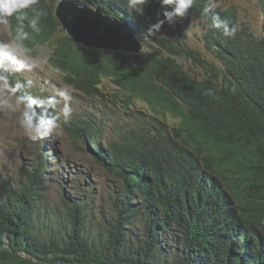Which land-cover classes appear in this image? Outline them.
<instances>
[{"label":"trees","instance_id":"obj_1","mask_svg":"<svg viewBox=\"0 0 264 264\" xmlns=\"http://www.w3.org/2000/svg\"><path fill=\"white\" fill-rule=\"evenodd\" d=\"M60 1L36 5L45 15L41 31L25 41L31 54L51 45L47 64L61 70L65 85L97 99L107 80L118 89L115 102L123 96L122 113L142 102L151 121H131L115 139L104 135L111 121L101 112L76 114L67 134L118 180L109 215L90 227L88 202L63 195L57 214L49 213L48 155L41 153L0 198V264H264V36L243 26L234 9H212L237 26L225 38L202 11L208 0H195L183 23L165 24L148 39L158 0H150L143 16L127 0H69L120 21L146 50L88 49L61 27ZM193 15L203 22L202 41L213 60L186 43L183 26ZM182 58L204 69L203 79ZM32 90L18 94L33 96ZM168 118L176 121L171 127ZM56 184L64 189L61 180Z\"/></svg>","mask_w":264,"mask_h":264},{"label":"rangeland","instance_id":"obj_2","mask_svg":"<svg viewBox=\"0 0 264 264\" xmlns=\"http://www.w3.org/2000/svg\"><path fill=\"white\" fill-rule=\"evenodd\" d=\"M214 3L216 7L220 6L224 9L234 7L242 25L247 27L252 34L264 36L262 0H214ZM180 22L183 23V20ZM202 25L203 22L196 16L190 18L188 24L183 26L187 37L186 43L192 49L204 54L207 59L213 60L204 48ZM7 39H10L8 31L0 26V40ZM145 50L143 46L141 52ZM51 52V45L43 46L37 55L31 54L37 66L31 71L17 73L25 81H31L33 90L29 92L34 97L53 95L55 89L65 86L62 75L52 72L47 64ZM178 61L197 78L203 79L205 76V70L193 64L191 60L182 58ZM69 90L72 97L71 106L74 110L71 120L65 123L61 118L62 131L60 134L43 141L28 140L17 126L15 114L0 112V198L7 197L8 185L11 182L25 177L26 168L33 170L36 167L39 162L38 157L43 153L48 155L47 158L45 156V160L48 166V179L51 182L48 189L49 198H47L52 206L49 208V213L57 214L63 206L62 195L71 200L74 197L83 198L88 202L85 210L88 215L87 224L90 227H96L100 217L109 215L110 211L107 206L113 190L118 186V180L113 174L99 167L93 155L81 151L80 149H86V146L82 140L70 137L66 128L71 125L76 114L99 111L111 121V126L104 129V135L116 139V130L120 132L131 121L142 118L151 121V118L146 116L150 115L151 111L146 104L137 101L128 107L127 112L122 113L121 99L123 96L115 102L114 95L118 93V89L107 80L102 84L103 96L97 99L88 98L71 87ZM175 122L171 118L166 120L169 127ZM58 180L64 183L63 190L59 184H56Z\"/></svg>","mask_w":264,"mask_h":264},{"label":"clouds","instance_id":"obj_3","mask_svg":"<svg viewBox=\"0 0 264 264\" xmlns=\"http://www.w3.org/2000/svg\"><path fill=\"white\" fill-rule=\"evenodd\" d=\"M158 2L160 10L157 12L156 22L148 25L144 33L145 39L156 36L163 25L167 24L172 27L178 20L187 17L195 0H158ZM38 3L39 0H0V26L10 35V39L0 40V112L15 114L17 126L27 139L33 142L59 135L62 131L61 118L65 123L68 122L74 111L67 85L55 89L53 95L34 97L18 94L22 89L31 86V81L16 80L15 83H12L6 75L8 72L31 71L37 66L25 41L29 40L32 33L41 31L40 21L45 13L36 7ZM149 3L150 0H127V8L137 16H143L144 8ZM221 8L220 6L216 7L214 0H208V6L202 11L206 16H210L209 26L212 29L218 31L225 38L234 37L238 30L237 26L227 18H222L212 12V9ZM230 8L234 9L238 15L234 7ZM13 19L16 22L15 25L12 23ZM118 22L121 24L120 21ZM49 68L58 75L61 73L58 67L50 65Z\"/></svg>","mask_w":264,"mask_h":264},{"label":"water","instance_id":"obj_4","mask_svg":"<svg viewBox=\"0 0 264 264\" xmlns=\"http://www.w3.org/2000/svg\"><path fill=\"white\" fill-rule=\"evenodd\" d=\"M56 16L67 35L88 49L129 54H138L142 50V44L127 27L100 10L63 0L57 7Z\"/></svg>","mask_w":264,"mask_h":264}]
</instances>
